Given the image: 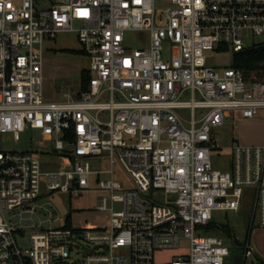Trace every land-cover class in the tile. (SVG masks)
<instances>
[{
    "label": "built area",
    "instance_id": "1",
    "mask_svg": "<svg viewBox=\"0 0 264 264\" xmlns=\"http://www.w3.org/2000/svg\"><path fill=\"white\" fill-rule=\"evenodd\" d=\"M129 30L148 32L149 44L127 47ZM64 31L77 32L90 81L52 101L44 43ZM255 44L264 0H0V264H264L250 239L237 246L212 232L219 210L249 208V232L264 227V144L232 137L229 169L212 159L229 116L264 112V79L233 64ZM228 52L230 63L215 61ZM27 132L38 134L30 148L2 146L3 135ZM51 154L71 166L44 171L40 157ZM44 188L101 190L108 223L59 216L63 227L33 230L21 245L22 213L36 211Z\"/></svg>",
    "mask_w": 264,
    "mask_h": 264
},
{
    "label": "rangeland",
    "instance_id": "2",
    "mask_svg": "<svg viewBox=\"0 0 264 264\" xmlns=\"http://www.w3.org/2000/svg\"><path fill=\"white\" fill-rule=\"evenodd\" d=\"M125 44L129 48L147 46L149 34L146 31L129 30L126 32ZM44 46L43 90L45 97L52 101H61L65 98V93L76 94L80 89L81 72L87 69L90 63L88 55L82 52L77 32H60L55 39H47ZM231 60L232 52L221 53L215 59L221 63H230ZM181 112L186 118L191 117L189 109L181 110ZM197 114H200V110H197ZM37 137V132H27L22 135L21 141L14 142L10 135H3L1 144L13 149H28L31 147L32 139ZM217 137L223 149L219 153L213 152V163L218 169H229L232 137L238 138L245 144H264V112L256 118L229 116L225 125L219 129ZM40 158L44 171L69 168L72 164L67 157L57 154L42 155ZM103 163L105 167L109 166L108 160H104ZM102 194L103 192L97 188L88 189L81 195H74L59 189L50 192L44 188L40 199L36 202V211L22 213L24 223L29 227L26 228V237L19 239L20 244L23 246L29 244L33 230L63 227L64 223L58 219L59 216H70L72 223L81 227L93 228L106 225L108 223L107 213L97 209L99 197ZM252 199L253 197L250 198ZM21 211L22 209H18L15 213L19 214ZM12 214V212L8 213V215ZM18 217L20 216L17 215ZM214 221L216 227L212 229V232L224 237L228 244H231L233 236L221 231L220 227L229 225L234 236L243 239L247 225L250 223V209L244 208L240 212L219 210L214 212ZM32 224L35 226L33 227ZM180 251V249L159 251L157 259L160 262H167L177 257Z\"/></svg>",
    "mask_w": 264,
    "mask_h": 264
},
{
    "label": "trees",
    "instance_id": "3",
    "mask_svg": "<svg viewBox=\"0 0 264 264\" xmlns=\"http://www.w3.org/2000/svg\"><path fill=\"white\" fill-rule=\"evenodd\" d=\"M82 52H84L82 50ZM233 64L241 68L248 80H263L264 79V45L255 44L248 48L233 53ZM90 81V72L88 69H83L81 72V83L79 91H84L88 88ZM216 227V226H214ZM216 229V228H215ZM249 225H247L246 235L243 239L236 238L229 225H222L220 230L232 235L237 246H243L249 239ZM237 247H234L235 250Z\"/></svg>",
    "mask_w": 264,
    "mask_h": 264
},
{
    "label": "crops",
    "instance_id": "4",
    "mask_svg": "<svg viewBox=\"0 0 264 264\" xmlns=\"http://www.w3.org/2000/svg\"><path fill=\"white\" fill-rule=\"evenodd\" d=\"M249 239L258 257L264 261V227L254 228L250 233Z\"/></svg>",
    "mask_w": 264,
    "mask_h": 264
}]
</instances>
